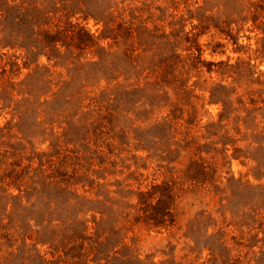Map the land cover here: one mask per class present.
<instances>
[{
    "label": "rangeland",
    "instance_id": "1",
    "mask_svg": "<svg viewBox=\"0 0 264 264\" xmlns=\"http://www.w3.org/2000/svg\"><path fill=\"white\" fill-rule=\"evenodd\" d=\"M78 262L264 264V0H0V264Z\"/></svg>",
    "mask_w": 264,
    "mask_h": 264
},
{
    "label": "trees",
    "instance_id": "2",
    "mask_svg": "<svg viewBox=\"0 0 264 264\" xmlns=\"http://www.w3.org/2000/svg\"><path fill=\"white\" fill-rule=\"evenodd\" d=\"M60 35H63V32L57 33L56 35H50L48 32H45L44 37H43V50L47 49V51L52 52V49H53L52 45L54 42L58 41L57 36H60ZM68 45L70 46V44H68ZM6 47H10V44L7 43ZM48 56H49V59H51L50 57H52V56L50 54ZM191 180L198 181V178H196V176H191ZM141 195H142V198H147L145 196V194L144 195L141 194ZM148 197H153V196L148 195ZM166 198H167V196L165 197V194H161L160 197L158 198L157 202L155 204H151L149 206L151 212H149V214L146 215V217H145L149 227H160V226L165 224L164 217L167 216V213H165V212H167V210L165 211V209L162 208L161 206H162L163 202L165 201L164 199H166ZM168 198H169V196H168ZM123 256H125V255H122V258L129 259V257H123ZM130 258L134 259L133 260L134 263L138 262V259L135 258L134 256L133 257L130 256ZM121 263H124V262L121 261ZM75 264H84V263L78 262Z\"/></svg>",
    "mask_w": 264,
    "mask_h": 264
}]
</instances>
